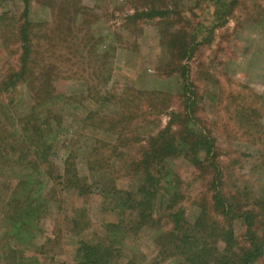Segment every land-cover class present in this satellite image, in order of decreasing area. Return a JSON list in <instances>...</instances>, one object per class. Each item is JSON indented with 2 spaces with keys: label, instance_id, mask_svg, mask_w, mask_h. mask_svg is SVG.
I'll use <instances>...</instances> for the list:
<instances>
[{
  "label": "rangeland",
  "instance_id": "obj_1",
  "mask_svg": "<svg viewBox=\"0 0 264 264\" xmlns=\"http://www.w3.org/2000/svg\"><path fill=\"white\" fill-rule=\"evenodd\" d=\"M27 7L35 57L60 71L53 98L6 88ZM151 11L166 15L138 17ZM200 133L217 166L170 157L144 224L128 206L145 153L160 134L188 149ZM215 178L234 245L249 246V223L264 240V0H0V264H77L84 243L109 264H188L169 250L179 209L186 250L210 258L227 245L194 234L216 217Z\"/></svg>",
  "mask_w": 264,
  "mask_h": 264
},
{
  "label": "trees",
  "instance_id": "obj_2",
  "mask_svg": "<svg viewBox=\"0 0 264 264\" xmlns=\"http://www.w3.org/2000/svg\"><path fill=\"white\" fill-rule=\"evenodd\" d=\"M26 5H29L27 1ZM29 13V7L24 11V17L26 18L24 23V28L22 30V57L20 59V67L18 71L12 74L9 78L6 88L16 87V84L19 82H27L32 88L38 87L39 89L45 88L48 91V98L54 97V80L60 78V71L55 69L52 66V63L49 62L46 65H41L42 62H39L37 52L34 51L33 42L29 37V31L27 25H29L30 18L27 16ZM145 16L148 18L161 17L166 15V12L162 11H151L150 13L139 14L138 17ZM186 48V49H185ZM183 48L185 52H188L190 48ZM190 56H192L194 49H190ZM36 54V55H35ZM187 55H189L187 53ZM34 56V57H33ZM186 72L187 69L184 68ZM36 131V130H35ZM36 135L33 136L35 147H41L45 143L43 142L44 133L39 130L35 132ZM162 135L155 138L159 140ZM153 140L150 150L145 153L144 161H142V181L143 183L139 186L138 195L133 199L130 208H134L141 218V221L146 224L144 221H152V210L154 207L153 201L156 196L151 189H156V195L158 192V183L159 179L162 178V171L165 170V165L167 160L175 156L178 153L186 151V157L190 161H193L194 165L198 170H206L205 168L214 167L212 165L214 162L213 152H215V144L209 136H206L203 133H200V136L190 142V147L186 148L184 142H179L178 144L170 142L168 140L156 141ZM178 140V139H177ZM203 156V157H202ZM192 158V160H191ZM210 163V164H209ZM209 164V165H208ZM163 169V170H162ZM149 183V184H147ZM214 193L213 200L215 202L214 213L216 217L212 220L211 223H208L207 231L209 235H206V230H203L202 233L199 231L194 236L199 235L204 238L205 242H213L215 237L219 242L222 240L224 244L227 245L225 250H217L218 253L212 255L210 258L207 253L210 252L208 248H200L201 254H191L186 250L188 246L192 243L193 237L189 239V235L185 234L183 231L187 227V221L185 218V212L182 210L173 211L170 214L172 219V238L169 240L171 242L173 251H178V254L186 255L188 264H257L259 260L264 259V240H260L256 237L253 232L252 224H246V233L247 242L249 246H238L235 244V236L232 228V222L236 215L234 214L233 207L226 202V199L220 195L218 192V182L216 178L214 180ZM216 190V191H215ZM177 195V194H176ZM175 198V196H174ZM157 200V198H156ZM249 219L248 212H242L240 216ZM203 227L199 221L195 225L196 228ZM209 243V244H210ZM206 244V245H207ZM170 245V244H169ZM235 247V249H234ZM80 250V256L77 264H109L113 259L108 249H103L101 245L92 246L90 243L82 244ZM189 253V254H188Z\"/></svg>",
  "mask_w": 264,
  "mask_h": 264
}]
</instances>
